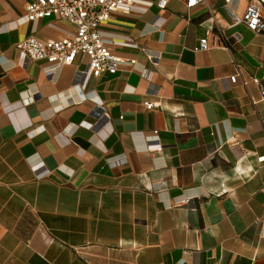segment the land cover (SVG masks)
<instances>
[{
    "label": "crops",
    "instance_id": "1",
    "mask_svg": "<svg viewBox=\"0 0 264 264\" xmlns=\"http://www.w3.org/2000/svg\"><path fill=\"white\" fill-rule=\"evenodd\" d=\"M32 1L0 0V264H264V33L234 21L253 0H137L102 26L131 64L88 82L84 58L51 78L16 48L74 32L24 22Z\"/></svg>",
    "mask_w": 264,
    "mask_h": 264
},
{
    "label": "built area",
    "instance_id": "2",
    "mask_svg": "<svg viewBox=\"0 0 264 264\" xmlns=\"http://www.w3.org/2000/svg\"><path fill=\"white\" fill-rule=\"evenodd\" d=\"M137 0H33L26 5L24 22L36 23L47 17H53L70 23L74 26V32L59 40H39L27 38L20 41L16 48L23 52L29 61L43 62L44 72L53 78L66 66L75 65L79 60L86 59L87 69L80 71L83 82L92 78H99L104 73L116 74L119 67L129 65L112 53V42L102 30V26L109 21L113 13L136 12ZM171 0H158L157 6L166 9ZM230 2L231 0H227ZM205 0H185L188 10H192L204 3ZM236 24H244L254 33H264V17L262 14V2L253 0L242 17H234ZM132 42L131 39H127ZM208 39H202L196 51H207ZM154 58V57H153ZM241 74L237 73L230 78L231 83L236 84ZM261 96L264 101V88L261 87ZM253 105L257 101L250 97ZM148 109L158 108L155 102L145 101ZM105 118L102 114L101 118ZM153 139H158V132H154ZM157 141V140H156ZM154 151V149H150ZM263 160V159H260ZM43 163L33 166L36 171ZM45 173H38L42 178ZM185 202V201H183Z\"/></svg>",
    "mask_w": 264,
    "mask_h": 264
}]
</instances>
